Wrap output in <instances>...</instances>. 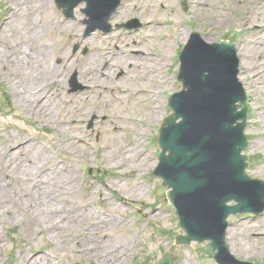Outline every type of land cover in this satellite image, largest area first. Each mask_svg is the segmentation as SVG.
Wrapping results in <instances>:
<instances>
[{
    "label": "rangeland",
    "instance_id": "374dc122",
    "mask_svg": "<svg viewBox=\"0 0 264 264\" xmlns=\"http://www.w3.org/2000/svg\"><path fill=\"white\" fill-rule=\"evenodd\" d=\"M50 1L48 13L51 14L52 25L61 19H72L66 18L57 9L54 0ZM130 1L121 0L116 12L125 15L117 21L110 20L113 30L108 33L111 39L106 46L114 52L110 60L112 66L126 60L128 63L140 62L142 51L159 52L158 42L144 43L146 39L142 31L147 28L145 18L150 13L160 14L161 21H164L159 29L155 27L157 39L161 43H165L176 31L187 34L185 41L175 38L171 57L162 70L165 85L161 84L159 88L162 96L159 115L155 123L148 124L140 144L143 156L148 154L152 163L139 161L138 156L133 155L119 160L120 149L132 140L137 124L129 120L121 123L113 121L119 115L125 119L130 117V109L134 110L133 116L140 119L144 112L139 110V106L148 110L154 105L150 98L140 103L127 95L117 98L115 90L102 89L98 92L88 89L82 90V94H79L81 90L78 89L69 90L71 82L76 85L73 76L83 88L86 87V83L78 78V72L68 67L69 61L94 55V47L100 45L96 38L100 32L84 35L85 25L76 37L70 34L51 35L49 30L46 39L53 44L49 52L53 66L37 76V83L44 92L51 89L59 95V98L56 96L60 101L58 117L77 115L78 123L73 125L71 132L81 135L86 146L69 144L60 149L53 145L52 138L61 137L58 127L50 124L35 104L31 108L18 105L11 88L13 79L3 73H0V143L13 135L32 136L49 148V153L56 160L65 161L75 174L70 178L72 185L69 197L53 200L51 204L62 211L61 214L75 217L80 216L81 206L86 204L88 210L98 215V221L93 226L76 221L51 227L43 222L40 213H26L21 208L17 209L19 205L25 204V198L12 189L7 183L9 176L1 172L4 176H0V199L4 198L6 203L0 208V264H23L22 255L48 257L53 264H103L93 254L72 251L75 241L93 242L108 251L125 246L129 252L123 264H151L161 258L176 234L184 233L165 197L167 188L160 185V179L153 177L151 171L157 164L158 148L154 145H157L159 127L170 111L166 100L172 92L179 90L180 84L176 80L178 55L189 37V30L200 32L207 41L230 39L238 45L241 57L246 61L239 75L243 78L241 81L250 102L245 129L248 147L245 152L253 157L249 160L247 172L252 177L264 180V32L260 34L263 28H252L253 24L264 26V0H256L258 6L252 16L247 13L243 15L240 10L242 7L249 9L255 0H205L202 5L199 4L200 0H186V9L182 8L180 0H150L145 7L152 6V9H142L141 2L137 1L135 6ZM160 1L166 7L163 12L159 8ZM11 6V0H0V21ZM221 6L234 11L236 16L221 23L220 19L207 15ZM81 10L77 5L73 15L81 13ZM135 17L141 23L139 27L116 28V25ZM75 47L76 50H73ZM133 50L138 53H132ZM56 56H61V63L55 59ZM128 63L115 67L111 77H108L109 81L119 82L122 86L131 84L132 73ZM93 116L94 120L91 119ZM91 121L92 125L89 126ZM115 126L121 129H115ZM31 214L37 219H30ZM111 218L116 219V222H111ZM228 222V233L235 230L234 238L230 240L229 237L227 240L232 254L240 260L264 264V215H230ZM199 244L191 242L189 245H176L173 250L174 264H215L198 251Z\"/></svg>",
    "mask_w": 264,
    "mask_h": 264
},
{
    "label": "bare ground",
    "instance_id": "6f19581e",
    "mask_svg": "<svg viewBox=\"0 0 264 264\" xmlns=\"http://www.w3.org/2000/svg\"><path fill=\"white\" fill-rule=\"evenodd\" d=\"M137 1L141 2L142 9H152V6L145 7L150 0H131L130 3L136 5ZM11 2L12 7L8 9L6 15L0 21V73L12 77L11 88L18 105L23 108H31V105L35 104L36 109L45 114L48 122L58 127L61 137L54 136L52 138L54 145H57L60 149L69 144L76 147L79 145L86 146L81 135H75L71 132L73 125L78 123L77 115L58 117L60 111L58 106L60 102L59 95L51 89L44 92L43 89H39L37 83V76L53 66V59L49 53L53 49V44L46 39L48 31H51V35L70 34L76 37L84 29L80 22L85 18L84 13H76L71 20L61 19L55 25H52L51 14L48 13L51 5L50 0H11ZM204 2L205 0H200L199 4L202 5ZM84 5L81 4V8ZM251 5L247 15L252 16L254 11L257 10L258 3L255 0L252 1ZM159 8L161 12L166 10L161 1L159 2ZM124 15L123 12H117L112 20L117 21ZM207 15L218 18L223 23L236 14L222 6L208 12ZM145 19L147 28L142 31L146 39L144 43L153 44L158 42L159 54L142 51L140 62L128 63V60H126L112 66L110 64L112 51L106 46L111 37L98 34L96 38L99 40L100 45L98 44L95 47L96 53L92 56L86 55L77 61H69L68 67L75 69L78 72V78L86 83L84 90L89 89L98 92L102 89L105 91L115 90L117 96L127 95L133 101H139L140 103L147 98L151 99L154 105L148 110L144 106H139V110L144 112V116L141 118L142 121L132 140L124 145L119 152V160L127 157L131 158L133 155V157L138 156L139 161L144 160L150 164L152 162L149 160L148 154L143 156L140 144L148 129V124L155 122L159 115L161 96L158 93V87L161 84L165 85V79L161 75L172 53L174 40L176 37L185 40L187 34L176 31L165 43H161L157 39L155 29V27L159 29L163 24L160 14L150 13ZM55 59L59 63L62 62L61 56H56ZM127 63L130 64L129 69L132 73L131 84L122 86L118 82H110L108 77H111L114 68L122 67ZM242 63L245 62L242 60ZM79 94H82V91ZM62 104L67 106L66 103ZM125 120L122 116L114 119L116 123ZM115 129L121 128L115 126ZM107 148H109V145H107ZM49 152L44 145L30 136L13 135L10 138L1 140L0 176L3 175L1 172L6 173L9 176L7 183L12 186L13 190H17L21 198H25V204L23 206L19 205L17 209L21 208L26 213H40L43 222L53 228L76 221L93 226L98 221V215L88 210L86 204L81 206V214L77 217L68 216L67 213L61 214L62 211H58L51 204L53 200L69 197L72 185L70 178L75 174L72 173L65 161L62 159L61 161L56 160L53 154ZM84 155L87 156L86 153ZM239 191L245 197L244 190ZM247 192L250 201L252 194L257 193V190L248 187ZM2 199H0V208H3L6 203L5 199ZM251 201H253V197ZM256 204L257 202L251 205L254 207ZM29 218L32 220L37 219L34 215L29 216ZM110 221L116 222V219L111 218ZM250 226H254V224ZM232 231L229 234L230 238L228 237L230 240L235 236V230ZM72 251L79 254H93L103 264H123L129 252L125 246L121 249L108 251L104 247L94 245L93 242L89 244L78 241L73 243ZM49 259L40 255L21 256L23 264H40V262L42 264H53Z\"/></svg>",
    "mask_w": 264,
    "mask_h": 264
},
{
    "label": "water",
    "instance_id": "95a60500",
    "mask_svg": "<svg viewBox=\"0 0 264 264\" xmlns=\"http://www.w3.org/2000/svg\"><path fill=\"white\" fill-rule=\"evenodd\" d=\"M77 2L68 5L66 13ZM180 60L178 79L183 89L169 100L174 113L160 129L158 145L162 151L154 174L172 188L168 198L186 231V236H177L176 242L210 239L200 248L203 252L221 264H245L227 253L225 217L235 212H260L264 208V183L244 173L247 156L240 152L246 146L243 129L247 99L236 78L235 49L227 42L207 44L193 34ZM178 118L181 120L176 122ZM248 187L257 190L250 201ZM239 190H244L245 197ZM230 199L237 203L227 206L225 202ZM154 264H173L171 250Z\"/></svg>",
    "mask_w": 264,
    "mask_h": 264
}]
</instances>
